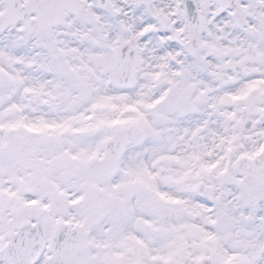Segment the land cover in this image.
Returning <instances> with one entry per match:
<instances>
[{"label": "snow or ice", "instance_id": "6c2138e0", "mask_svg": "<svg viewBox=\"0 0 264 264\" xmlns=\"http://www.w3.org/2000/svg\"><path fill=\"white\" fill-rule=\"evenodd\" d=\"M0 264H264V0H0Z\"/></svg>", "mask_w": 264, "mask_h": 264}]
</instances>
